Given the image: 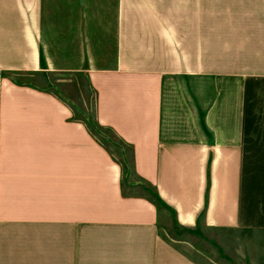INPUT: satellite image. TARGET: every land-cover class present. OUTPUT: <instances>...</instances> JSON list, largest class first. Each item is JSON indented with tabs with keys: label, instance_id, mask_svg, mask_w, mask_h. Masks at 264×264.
Masks as SVG:
<instances>
[{
	"label": "crops",
	"instance_id": "crops-1",
	"mask_svg": "<svg viewBox=\"0 0 264 264\" xmlns=\"http://www.w3.org/2000/svg\"><path fill=\"white\" fill-rule=\"evenodd\" d=\"M166 214L264 264V0H0V264H202Z\"/></svg>",
	"mask_w": 264,
	"mask_h": 264
},
{
	"label": "rangeland",
	"instance_id": "rangeland-1",
	"mask_svg": "<svg viewBox=\"0 0 264 264\" xmlns=\"http://www.w3.org/2000/svg\"><path fill=\"white\" fill-rule=\"evenodd\" d=\"M70 84L67 86L63 85V90H60L58 86H54L50 82L51 88L55 89L58 93L63 95V97L67 100H71V103L74 104L75 107V117L77 119L86 121L89 125L90 130L92 133L100 139L109 149L116 155H120V148L118 147L117 143L115 142V137L109 131L101 129L97 126L95 120V94L93 90H91L84 77L78 74H72L69 76ZM12 78L19 82H28L37 85H44L43 78L19 75V74H12ZM64 82V81H63ZM67 97V98H66ZM127 177L130 176V166L127 163ZM147 194L151 196H155L154 192L150 189H146ZM163 224H167L161 227V233L168 239H182V238H190L191 242L194 243L195 247L192 248L188 244L179 243L178 245L181 247L185 253L189 256H192L196 260H198L202 264H214L213 259H215V254L213 253V244H212V233L206 232L205 234H198V235H188L186 233L180 232L179 228L175 227V223L172 221L170 215H164V219L161 220ZM204 235V236H202ZM209 244L211 247H209ZM222 258V257H221ZM227 264L229 263V258L224 257L222 259H218Z\"/></svg>",
	"mask_w": 264,
	"mask_h": 264
}]
</instances>
